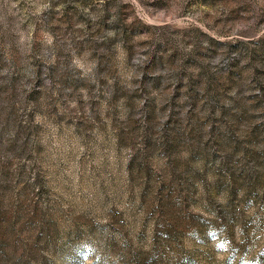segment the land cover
I'll return each instance as SVG.
<instances>
[{
  "label": "rangeland",
  "instance_id": "rangeland-1",
  "mask_svg": "<svg viewBox=\"0 0 264 264\" xmlns=\"http://www.w3.org/2000/svg\"><path fill=\"white\" fill-rule=\"evenodd\" d=\"M0 264H264V0H0Z\"/></svg>",
  "mask_w": 264,
  "mask_h": 264
}]
</instances>
